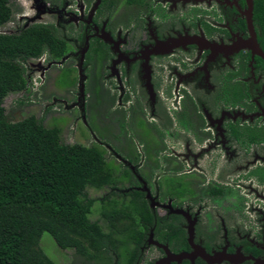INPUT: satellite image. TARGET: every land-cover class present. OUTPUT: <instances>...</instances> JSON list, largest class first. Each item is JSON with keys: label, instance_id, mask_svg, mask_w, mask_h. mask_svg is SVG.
I'll list each match as a JSON object with an SVG mask.
<instances>
[{"label": "flooded vegetation", "instance_id": "obj_1", "mask_svg": "<svg viewBox=\"0 0 264 264\" xmlns=\"http://www.w3.org/2000/svg\"><path fill=\"white\" fill-rule=\"evenodd\" d=\"M40 3L53 125L117 168L97 199L139 200L135 264H264V0Z\"/></svg>", "mask_w": 264, "mask_h": 264}, {"label": "trees", "instance_id": "obj_2", "mask_svg": "<svg viewBox=\"0 0 264 264\" xmlns=\"http://www.w3.org/2000/svg\"><path fill=\"white\" fill-rule=\"evenodd\" d=\"M9 1L0 0V28L12 19ZM66 51L44 24L0 32V264H56L42 246L43 234L94 264H135L144 233L133 215L139 200L119 206L88 194L116 186L117 168L105 162L104 150L65 144L59 127H45L34 115L12 120L3 106L9 94L28 91L30 60Z\"/></svg>", "mask_w": 264, "mask_h": 264}, {"label": "rangeland", "instance_id": "obj_3", "mask_svg": "<svg viewBox=\"0 0 264 264\" xmlns=\"http://www.w3.org/2000/svg\"><path fill=\"white\" fill-rule=\"evenodd\" d=\"M9 2L13 11L12 19L0 28V32L2 33L13 32L16 26L27 25L29 21L36 16L34 0H10ZM46 2L49 3L50 0H46ZM39 22L49 23V19L48 17L41 16L40 21L39 19H35L32 23ZM47 61V58L44 59V57L41 59L30 60L27 63L30 76L27 81L28 91L9 94L4 99L3 106L12 120H20L29 115H34L37 119H41L42 124L45 127L53 125L52 121L54 115L50 110L52 108L50 107V104L54 92V89L52 88V80L55 70L52 68V71L49 70L41 75L43 68H38L39 64L46 67ZM73 77L75 79V76ZM63 79L60 81L63 82ZM81 133L82 132H79L78 129L73 130L71 127L64 129L61 132V140L65 144L78 143L88 146L89 142H87L84 137L80 136ZM88 194L91 198H99L104 192L89 190ZM96 218V216H93L91 217V220L94 221ZM41 242L43 243L42 246L44 247L46 254H49V256L55 260L56 264H94L78 257L71 250L58 249L53 240L47 234H43Z\"/></svg>", "mask_w": 264, "mask_h": 264}, {"label": "water", "instance_id": "obj_4", "mask_svg": "<svg viewBox=\"0 0 264 264\" xmlns=\"http://www.w3.org/2000/svg\"><path fill=\"white\" fill-rule=\"evenodd\" d=\"M34 1L37 3V2H39L40 0H34ZM99 1H100V0H97V3H99ZM45 7H46V6H45L44 3H40V4L37 6V8H36V16H35V18L31 19V20L29 21L28 24L32 23L35 19H40L41 16L44 15V13H45V10H44ZM28 24H27L25 27H27ZM181 257H183V256H181ZM184 257H185V256H184ZM172 259H173V258H172ZM176 259H180V258H176ZM164 263L167 264L168 262H167V261H164V262H160L159 264H164Z\"/></svg>", "mask_w": 264, "mask_h": 264}]
</instances>
